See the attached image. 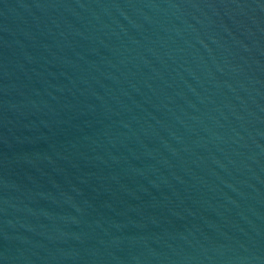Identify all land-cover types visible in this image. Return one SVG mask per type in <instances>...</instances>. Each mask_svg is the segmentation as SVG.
<instances>
[{"label": "water", "instance_id": "1", "mask_svg": "<svg viewBox=\"0 0 264 264\" xmlns=\"http://www.w3.org/2000/svg\"><path fill=\"white\" fill-rule=\"evenodd\" d=\"M0 264H264V0H0Z\"/></svg>", "mask_w": 264, "mask_h": 264}]
</instances>
